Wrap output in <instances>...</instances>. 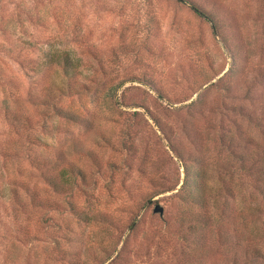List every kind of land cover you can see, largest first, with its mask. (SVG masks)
<instances>
[{
  "label": "rangeland",
  "instance_id": "374dc122",
  "mask_svg": "<svg viewBox=\"0 0 264 264\" xmlns=\"http://www.w3.org/2000/svg\"><path fill=\"white\" fill-rule=\"evenodd\" d=\"M190 1L0 0V264H264V0Z\"/></svg>",
  "mask_w": 264,
  "mask_h": 264
},
{
  "label": "trees",
  "instance_id": "16d2710c",
  "mask_svg": "<svg viewBox=\"0 0 264 264\" xmlns=\"http://www.w3.org/2000/svg\"><path fill=\"white\" fill-rule=\"evenodd\" d=\"M189 3L191 5V7L195 10V12L209 20H212L214 22V18L213 16L206 12L203 8H201L199 5H197L196 3H194L193 1L189 0ZM45 63H47V65H58L61 70L63 71V74L67 77H73L77 70H76V65L73 63L72 58L69 56L67 51H51L48 52L45 55ZM54 110L55 113L63 116L65 118L68 119H76L77 115H75L74 112L70 111V110H65L62 109L60 107L54 106ZM15 119H17L18 117L14 116ZM73 148L77 149V145L75 143H73ZM57 156H62V150H58L56 153ZM64 156V155H63ZM36 159V163L38 162V164L43 165L44 159H40L37 156L35 157ZM246 159L244 158L243 155H240V165L237 168L238 169V173H244L246 170L248 169H252V174L255 173L257 174V179H259V183L257 185L252 186L253 190L255 191V193L259 194L260 197H258L257 195L254 196L256 203L254 204V206H252V216H256V215H262V223L264 224V163L261 162V164L258 166H255L254 161L252 160L250 167H247L246 165ZM263 163V164H262ZM215 166H219L220 163L215 162L214 163ZM236 170V168H234ZM66 170L69 171L70 174L75 175V174H82L81 169L78 167H75L73 164L69 163L66 167ZM66 170H59L57 171L56 174H45L44 175V179L53 186V188L56 191H62L66 188H70L72 186L71 184V177L68 176L66 174ZM184 178L181 182L180 188L183 189V193L185 194L184 196L192 201L194 200H199V202H202L205 204L206 202V197H205V193L209 190V187L207 185V181L205 179L204 176V171L202 172L203 175H201V179H196V173L194 171V173L191 172V170L189 169V167L187 165H184ZM231 174L233 172V169L230 170ZM239 178V176L237 177ZM219 181L220 186H223L224 183V177L223 176H217L216 178ZM238 188V186H237ZM229 189V188H228ZM27 187H25V191H27ZM238 193H240L241 189H237ZM255 193L252 191V194L255 195ZM242 194V193H241ZM251 194V193H250ZM251 194V196H252ZM47 200V199H44ZM31 201L34 202L36 205L40 206V204L42 203V199L40 198H36L35 196H31ZM18 203L20 205H22V201L20 199H18ZM75 212V209H74ZM77 212V211H76ZM242 214H244L245 210L240 211ZM245 215H243L244 217ZM208 220V219H207ZM195 225V224H194ZM196 226V225H195ZM196 228V227H195ZM259 232V231H258ZM257 231L252 232V239H256L257 238ZM261 236V235H260ZM252 251H254L256 253V257L259 258V256H261V249L257 248V247H252Z\"/></svg>",
  "mask_w": 264,
  "mask_h": 264
},
{
  "label": "water",
  "instance_id": "95a60500",
  "mask_svg": "<svg viewBox=\"0 0 264 264\" xmlns=\"http://www.w3.org/2000/svg\"><path fill=\"white\" fill-rule=\"evenodd\" d=\"M153 211L158 212L160 215H162L163 214V206L159 202H157V203H155V205L153 207Z\"/></svg>",
  "mask_w": 264,
  "mask_h": 264
}]
</instances>
